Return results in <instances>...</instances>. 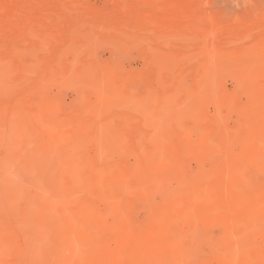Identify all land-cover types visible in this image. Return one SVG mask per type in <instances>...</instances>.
Segmentation results:
<instances>
[{
    "label": "rangeland",
    "instance_id": "1",
    "mask_svg": "<svg viewBox=\"0 0 264 264\" xmlns=\"http://www.w3.org/2000/svg\"><path fill=\"white\" fill-rule=\"evenodd\" d=\"M263 125L264 0H0V264H264Z\"/></svg>",
    "mask_w": 264,
    "mask_h": 264
},
{
    "label": "bare ground",
    "instance_id": "2",
    "mask_svg": "<svg viewBox=\"0 0 264 264\" xmlns=\"http://www.w3.org/2000/svg\"><path fill=\"white\" fill-rule=\"evenodd\" d=\"M143 97V96H142ZM37 101V100H36ZM39 104V103H38ZM49 105V104H48ZM128 113V112H127ZM153 114V113H152ZM79 115V114H78ZM131 115V114H130ZM135 115V114H134ZM246 115V114H245ZM133 116V115H132ZM78 118H80L79 116H78ZM77 118V119H78ZM134 118H138V117H134ZM143 118V117H142ZM142 118H140V119H142ZM75 119V118H74ZM82 119V118H81ZM83 119H85V118H83ZM90 119H91V117H90ZM69 120H72L71 119V117L69 118ZM79 120V119H78ZM89 120V119H88ZM94 120V119H93ZM101 120V119H100ZM91 121V120H90ZM99 121V120H98ZM126 121V120H125ZM138 121H141V120H138ZM143 121V120H142ZM245 121V120H244ZM102 122V121H101ZM104 122V121H103ZM221 122V121H220ZM100 123V122H99ZM117 123V122H116ZM252 123V122H251ZM101 124V123H100ZM118 124V123H117ZM97 125H99V124H97ZM96 125V126H97ZM132 126H135V124L134 125H132ZM263 127H264V125H263ZM133 128V127H132ZM75 129H76V127H75ZM95 129V128H94ZM78 130V129H77ZM125 131V130H124ZM135 131V130H134ZM120 133V132H119ZM152 133V132H151ZM216 137V136H215ZM214 138V137H213ZM139 139V138H138ZM237 152V151H236ZM191 160V159H190ZM105 162V161H104ZM94 164H95V162H94ZM114 170V169H113ZM183 172V171H182ZM104 173V172H103ZM111 173H112V171H111ZM102 174V173H101ZM107 174H109V173H107ZM137 175V174H136ZM237 176V175H236ZM209 178V177H208ZM180 179V178H179ZM100 180V179H99ZM207 181V180H206ZM208 182V181H207ZM101 186V185H100ZM160 186V185H159ZM114 187V186H113ZM119 192V191H118ZM88 193V192H87ZM197 200V199H196ZM171 202V201H170ZM98 203V202H97ZM228 211V210H227ZM196 223V222H195ZM106 229V228H105ZM148 236V235H147ZM204 237V236H203ZM147 240V239H146ZM114 242V241H113ZM133 242V241H132ZM118 243V242H117ZM138 243H140V242H138ZM121 244V243H120ZM132 244H134V243H132ZM137 244V242L134 244V245H136ZM118 245H119V243H118ZM118 245H116V247L115 248H117V246ZM138 245V244H137ZM125 247V246H124ZM127 247V246H126ZM109 250V249H108ZM111 250V249H110ZM117 250V249H116ZM118 251V250H117ZM139 252H140V250H139ZM106 253V252H105ZM109 254V253H108ZM115 255H116V253H115ZM108 258H109V256H108ZM31 260V259H30ZM148 260V259H147ZM27 261V260H26ZM29 261V260H28ZM109 261L111 262V260H110V258H109ZM113 261H115L114 259H113ZM30 262V261H29ZM164 262V261H163ZM31 263V262H30ZM30 263H28V264H30ZM113 264V263H112ZM114 264H116L115 262H114Z\"/></svg>",
    "mask_w": 264,
    "mask_h": 264
}]
</instances>
